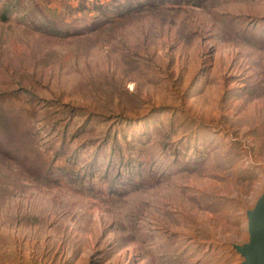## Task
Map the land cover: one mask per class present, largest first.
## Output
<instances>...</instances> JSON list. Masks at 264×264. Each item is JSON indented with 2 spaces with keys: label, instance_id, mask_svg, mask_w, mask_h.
I'll return each mask as SVG.
<instances>
[{
  "label": "rangeland",
  "instance_id": "1",
  "mask_svg": "<svg viewBox=\"0 0 264 264\" xmlns=\"http://www.w3.org/2000/svg\"><path fill=\"white\" fill-rule=\"evenodd\" d=\"M5 4L0 264H245L264 0Z\"/></svg>",
  "mask_w": 264,
  "mask_h": 264
},
{
  "label": "water",
  "instance_id": "2",
  "mask_svg": "<svg viewBox=\"0 0 264 264\" xmlns=\"http://www.w3.org/2000/svg\"><path fill=\"white\" fill-rule=\"evenodd\" d=\"M248 231L250 242L237 246V251L245 257V264H264V193L255 207L248 211Z\"/></svg>",
  "mask_w": 264,
  "mask_h": 264
},
{
  "label": "trees",
  "instance_id": "3",
  "mask_svg": "<svg viewBox=\"0 0 264 264\" xmlns=\"http://www.w3.org/2000/svg\"><path fill=\"white\" fill-rule=\"evenodd\" d=\"M14 7V4H5L4 7L0 8V18L5 20L7 18L8 11Z\"/></svg>",
  "mask_w": 264,
  "mask_h": 264
}]
</instances>
